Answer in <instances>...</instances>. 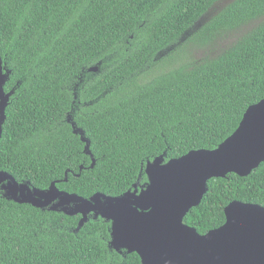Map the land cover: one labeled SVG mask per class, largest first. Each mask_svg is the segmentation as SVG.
I'll return each mask as SVG.
<instances>
[{
	"label": "trees",
	"instance_id": "1",
	"mask_svg": "<svg viewBox=\"0 0 264 264\" xmlns=\"http://www.w3.org/2000/svg\"><path fill=\"white\" fill-rule=\"evenodd\" d=\"M219 1L0 0L4 90L17 84L0 170L40 189L55 181L83 197L115 196L144 184L156 156L215 148L264 98V0ZM233 200L264 206V161L246 176L210 178L184 222L206 233ZM80 217L0 189V264H142L109 246V222L77 228Z\"/></svg>",
	"mask_w": 264,
	"mask_h": 264
},
{
	"label": "water",
	"instance_id": "2",
	"mask_svg": "<svg viewBox=\"0 0 264 264\" xmlns=\"http://www.w3.org/2000/svg\"><path fill=\"white\" fill-rule=\"evenodd\" d=\"M9 73L0 57V136L5 109L17 86L4 90ZM67 121L86 141L85 152L90 154L88 139L70 117ZM262 161L264 98L247 107L236 129L215 148L190 150L167 160L162 154L156 156L144 164L147 181L140 187L134 183L133 189L119 195L96 192L83 197L59 189L55 181L40 189L3 170L0 189L17 203L80 214L77 228L89 217H101L109 222V246L118 252H136L142 264H264V206L233 200L224 207V223L206 233L184 222L189 210L200 203L210 178L231 172L246 176ZM94 162L92 157L90 166Z\"/></svg>",
	"mask_w": 264,
	"mask_h": 264
},
{
	"label": "rangeland",
	"instance_id": "3",
	"mask_svg": "<svg viewBox=\"0 0 264 264\" xmlns=\"http://www.w3.org/2000/svg\"><path fill=\"white\" fill-rule=\"evenodd\" d=\"M227 1H229V0H223L222 2H218V4L215 6V7H217L219 4H224V3H226ZM214 7V8H215ZM214 8H212V9H210V10H208V12L206 13V14H204V15H202L198 20H196L195 21V23H194V25L191 27V29L186 33V34H189V32L192 30H194V29H196V28H198L204 21H206V19L211 15V13L213 12V9ZM202 54V50H198V49H196V54H194V56H196V57H199L200 55Z\"/></svg>",
	"mask_w": 264,
	"mask_h": 264
}]
</instances>
